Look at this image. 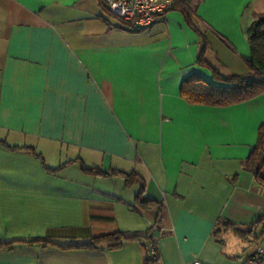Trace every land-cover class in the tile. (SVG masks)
<instances>
[{
    "label": "crops",
    "instance_id": "crops-1",
    "mask_svg": "<svg viewBox=\"0 0 264 264\" xmlns=\"http://www.w3.org/2000/svg\"><path fill=\"white\" fill-rule=\"evenodd\" d=\"M194 3L193 27L172 8L134 30L100 0H0V264H145L149 242L147 264L264 249V92L226 106L179 93L192 74L218 84L211 68L248 72L264 0ZM110 232L118 247L76 246Z\"/></svg>",
    "mask_w": 264,
    "mask_h": 264
},
{
    "label": "trees",
    "instance_id": "trees-1",
    "mask_svg": "<svg viewBox=\"0 0 264 264\" xmlns=\"http://www.w3.org/2000/svg\"><path fill=\"white\" fill-rule=\"evenodd\" d=\"M195 0H176L174 7L181 11L184 19L193 27L192 19L195 14ZM246 36L250 44V57L246 60L248 72L245 74L222 75L214 68L212 69L213 79L218 81L216 84L198 76L189 75L181 81L179 93L189 103L207 104L212 106H226L233 103L253 98L264 92V12L256 14L251 24L247 27ZM198 64L207 65L202 54L197 59ZM257 149L261 151L258 154L259 162H256L255 174L257 179L264 183V176L260 174V169L264 165V123L258 129ZM262 156V160H261ZM97 171V170H96ZM114 173L119 172L123 175L127 183L136 180L135 173H126L123 171L112 170ZM135 201L141 208H153L157 215L162 209L161 203L153 199H148L139 192ZM123 234L110 232L100 236L93 237L91 241L77 244L78 247H94L99 242L105 240L110 248L118 247L121 243ZM31 241H41L35 239ZM154 261V260H151ZM148 260L145 259V264Z\"/></svg>",
    "mask_w": 264,
    "mask_h": 264
},
{
    "label": "built area",
    "instance_id": "built-area-1",
    "mask_svg": "<svg viewBox=\"0 0 264 264\" xmlns=\"http://www.w3.org/2000/svg\"><path fill=\"white\" fill-rule=\"evenodd\" d=\"M176 0H100L110 14L134 30H143L164 19L166 12L174 7ZM155 243L149 242L145 250V259L155 260ZM153 262V261H151ZM237 264H264V249L258 248L247 257H237ZM191 264H206L195 260Z\"/></svg>",
    "mask_w": 264,
    "mask_h": 264
}]
</instances>
